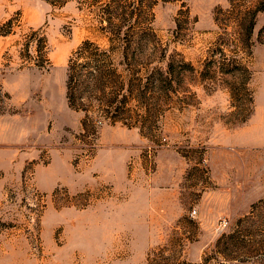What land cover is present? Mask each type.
I'll list each match as a JSON object with an SVG mask.
<instances>
[{"label": "rangeland", "instance_id": "374dc122", "mask_svg": "<svg viewBox=\"0 0 264 264\" xmlns=\"http://www.w3.org/2000/svg\"><path fill=\"white\" fill-rule=\"evenodd\" d=\"M132 1L0 0V264H264V10L245 44L264 0H147L140 18ZM108 17L152 34L122 66ZM84 42L120 76L88 112L66 100ZM113 99L116 122L98 112Z\"/></svg>", "mask_w": 264, "mask_h": 264}, {"label": "trees", "instance_id": "16d2710c", "mask_svg": "<svg viewBox=\"0 0 264 264\" xmlns=\"http://www.w3.org/2000/svg\"><path fill=\"white\" fill-rule=\"evenodd\" d=\"M51 1V0H48ZM124 0H109V4L103 9L104 13L108 16H114L120 9V6L117 3H122ZM231 2V0H230ZM133 8L130 12V15H136L138 18L146 15L148 12V7L144 3H148L147 0H133ZM232 6V3H230ZM264 10V5L258 4L256 11H246L245 18L249 17L250 21L248 26L245 28V44L247 47L252 29H253V19L258 14ZM98 30L101 35L107 39V53L118 51L122 60L119 61L118 65L122 66L125 64V60L128 58V53L135 48L141 47L142 42L149 39L152 34L150 28L147 26L145 22H141L140 20H115L113 17H108L106 19H101L99 22ZM90 47H93L97 55L104 56L105 59H95L94 55H89V60L85 62L78 63L75 61V57L84 52ZM222 53V51H219ZM36 53L39 55L41 51L36 49ZM41 57V56H39ZM35 65L37 68L41 69L42 65L39 61L36 60ZM189 71H194V68L191 65H186ZM236 69L241 70L246 77L242 83L243 91L249 92L248 90V82L250 80V74L246 67L238 66ZM174 69L171 65H168L166 72L162 73L159 70H153L151 73L145 75L143 78H137L136 81L143 82L146 84L145 89L151 85L152 81L156 76L162 78L165 74V80L170 78V75L173 74ZM220 72H223L222 70ZM225 73H231V71H224ZM67 79H66V100L68 107L73 111H79L80 109L88 112V106L84 103L83 97L86 92L90 93V87L94 86V89L101 92L103 95L105 94V90L107 88V82L111 77L120 78V76L116 75V68L113 67V63L108 61L106 58V54L104 51L99 50L98 46H95L93 43L84 42L81 46L76 50L75 55L68 60L67 64ZM136 76V75H135ZM135 80V78H134ZM144 93V92H143ZM143 97V96H142ZM127 99V98H126ZM120 106L116 105V99L106 100L103 102H99V113L103 114L105 118H112V121L116 122V114L122 107V105L126 106L127 102L125 99L119 101ZM90 108V107H89ZM87 110V111H86ZM99 114V115H100ZM108 115V116H106Z\"/></svg>", "mask_w": 264, "mask_h": 264}, {"label": "crops", "instance_id": "0c3cea01", "mask_svg": "<svg viewBox=\"0 0 264 264\" xmlns=\"http://www.w3.org/2000/svg\"><path fill=\"white\" fill-rule=\"evenodd\" d=\"M229 4V3H228ZM254 56V57H253ZM252 60L253 61H256V65L255 66H259V67H261V66H263L264 67V48H262V47H260V46H255V48H254V52H253V54H252ZM249 58V57H248ZM204 60V59H203ZM251 61V60H250ZM202 62V61H201ZM200 62V63H201ZM191 66H193V68H194V70H195V72L197 71V63H195V64H192L191 63ZM201 69H202V63H201V67H200V71H201Z\"/></svg>", "mask_w": 264, "mask_h": 264}]
</instances>
